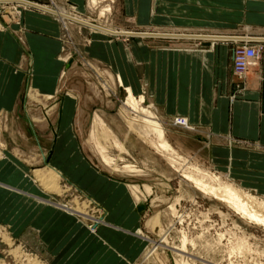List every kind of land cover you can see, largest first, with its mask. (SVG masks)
<instances>
[{
	"label": "crops",
	"instance_id": "obj_1",
	"mask_svg": "<svg viewBox=\"0 0 264 264\" xmlns=\"http://www.w3.org/2000/svg\"><path fill=\"white\" fill-rule=\"evenodd\" d=\"M31 1L55 10L75 6L72 9L82 16L91 9L90 0ZM183 1L184 12L194 6L191 3L194 1L200 4L199 12L205 15H201L198 20L188 17L182 19L184 26H191L193 29L180 27L168 31L213 35L181 39L191 43L210 44L211 47L181 49L180 59L176 51L171 52L166 59L167 69L160 67L159 60L155 81L149 82L147 75H141L140 78L137 69L146 62L144 46L135 47L136 53L132 52L122 34H114L117 36L114 39L110 36L112 34L88 27L85 52L91 58L107 62L113 69L111 73L116 74L123 87L130 88L134 95H142L144 99L150 95L153 101H149L153 103L154 111L162 107L168 115L177 112L175 115L185 116L191 125L201 127L200 134L194 136L199 141L200 148L208 140L203 135L208 130L213 138L237 137L264 144V0ZM0 3L22 6L17 9L21 12L19 22L10 19L7 14L0 15V109L23 108L25 92L27 95L29 92H37L41 97L55 96L54 101L49 104H55L57 108L61 105L59 130L71 129L72 134L67 135L63 145L60 141L64 137L61 140L60 137L55 139L47 161L60 171L61 178L98 202L105 211L104 221L97 224L96 232H91L76 213L67 212L51 203L58 202L52 198L54 190L44 187L33 177V168L30 171L31 165L19 154V151H24L26 157H31L28 151L33 146L22 147L18 144L7 150L0 159V226L5 227L10 236L38 254L47 264H120L124 257L135 256L144 246L145 242L138 234L141 230L142 208L122 179L93 165L88 156L77 147V137L72 127L77 102L80 100L77 101L74 94H67L61 86V71L68 65L69 52L65 49L64 27L60 16L15 0H0ZM107 4L110 5L109 2L100 4L99 9ZM135 4L138 9L134 8ZM155 4L159 5V1L124 0L123 11L146 14L151 9V18L155 19ZM173 11L178 12L175 9ZM86 18L97 21L91 17ZM167 18V24L174 23L177 19L172 15ZM104 24L118 31L128 30L122 26ZM241 36L253 37L252 43L261 48L256 62L245 74L243 94L232 97L230 94L235 87L236 76L229 74V69H232L229 66L232 63L231 47L233 40ZM145 83L150 84L147 86L150 90H144ZM59 92L63 94L57 102L55 99ZM28 106L27 103L25 107ZM174 143L181 148L178 138ZM220 144L212 146V160L228 164L230 169L241 170L234 171L235 173L248 175L246 170L235 167L247 168L244 166L264 164L262 152ZM39 155L40 159L41 154ZM254 174L250 177L255 176ZM251 179L264 182L261 178ZM2 246L0 242V254Z\"/></svg>",
	"mask_w": 264,
	"mask_h": 264
},
{
	"label": "rangeland",
	"instance_id": "obj_2",
	"mask_svg": "<svg viewBox=\"0 0 264 264\" xmlns=\"http://www.w3.org/2000/svg\"><path fill=\"white\" fill-rule=\"evenodd\" d=\"M98 1L101 2L98 3ZM156 1H159V5L155 4L156 8L153 13L157 16L155 19L151 18L153 16L151 9L146 14L125 13L123 11L124 0H95V2L90 0L91 9H88L83 15L97 20L94 22L82 16L80 12H75L73 10L76 8L75 6H72L73 9L66 10L105 27H110V25L104 24L109 23L118 27L122 26L128 29L125 30L128 32L143 31L168 34L185 33L184 31H168V29L177 30L180 27L193 29L191 26H184L182 20L184 17L198 20L201 15H205L199 12L198 5L200 4L194 1L191 3L195 7L190 6L188 12L183 10V0ZM106 2L110 3V5L107 4L110 10L99 17L98 12L104 7L99 9L100 4ZM18 7L22 6L0 3V15L7 14L13 21L19 22L21 21V12L17 10ZM134 8L138 9L139 7L135 4ZM174 9L178 12H174ZM169 15L177 18L174 23L167 24ZM61 22L64 27L65 49L69 52L68 65L61 71V86L67 94H74L77 101L80 100L77 102L78 107L74 114L72 127L73 133L77 137V147L88 156L93 165L122 179L135 201L139 202L142 208L141 230L138 234L145 242L144 246L135 256L124 257L120 264H264V224L246 219L224 201L199 190L179 170L170 166L165 155L155 151L149 142L152 136L145 140L140 137L135 128H131V125L128 124L129 122L135 127L133 119L136 117L125 105L126 93L119 87L118 76L111 73L113 69L107 62L91 58L85 52L84 42L89 28L77 22H64L63 20ZM110 36L114 39L117 37L114 34ZM123 40L132 52H135V47L144 46L143 54L146 62L139 65L137 69L140 78H142L141 75L145 77L147 75L149 82L150 80L155 81L157 78L159 60L160 67L167 69L166 59L171 52L176 51L180 59L181 49L211 47L210 44L191 43L175 38L149 40L137 34H126ZM256 47L258 50L261 48ZM133 57L135 56L133 55ZM228 63L230 64V61ZM229 66L232 68L229 69V74L232 73L236 76L235 87L232 88L233 92L231 91L230 95L237 97V95L243 94L244 78L240 80L234 73L233 61ZM148 85L150 86L148 83L144 84L145 91L150 90L147 88ZM61 94L63 93L59 92L56 95L57 102H59ZM49 96L41 97L37 92H29L27 95L25 92L23 108L0 109V159L4 157L7 150L12 149L15 145L33 146V149L31 147V150L28 149L29 151L25 149L31 157H26L27 154L24 151H19V154L25 157L27 160L25 162L31 165L30 171L33 168V177L40 181L44 187L54 190L52 198L59 203L53 201L51 203L67 212L76 213L91 232H96L97 224L102 223L100 219L105 216V211L98 202L64 178L55 179L54 183L48 186L34 174L35 168L42 169L40 167L49 166L47 155L53 148L55 139L60 137L61 140L64 137L60 141V144L63 145L66 143L67 135L72 134L71 129L64 131L60 128L59 130L58 120L61 116V105L59 108L55 107V104L50 106L49 102L54 101L55 96ZM139 96L135 95L137 99ZM149 100L153 101L150 95H147L143 105L148 109L151 108L149 110L155 113L173 148L187 159V166L196 165L209 175L219 178L221 183L233 185L241 193L264 200V182L251 179H264V172L247 169L264 170L263 163L252 167L244 166L247 168L235 167V169L246 170L248 175H245L235 173L234 171L241 170L230 169L228 164L216 162L211 158L212 146L216 144L222 143L225 146L245 148L262 153H264V144H258L257 141L241 140L237 137L215 138L214 136L213 138V134L208 133V130L203 134L208 140L200 148L201 145L194 139V136L200 134L201 127L196 124L191 125L184 115H182L184 117L175 115L177 112L168 115L162 107H158V112L154 111L153 103H150ZM27 103L29 104L28 108L25 107ZM95 113L101 116L126 150L125 153H122L115 148L108 147V156L114 158L119 167L131 164L139 170V173L128 174L122 169L115 171L114 168L104 164L100 155L87 142ZM208 129L210 128L208 127ZM177 138L181 148L174 143ZM39 154H41L40 159ZM251 174L255 176L250 177ZM132 185L136 186V193L131 190ZM0 242L3 245L0 264H27L28 258L35 257L43 264H47L38 254L27 249L23 243L10 236L3 226H0Z\"/></svg>",
	"mask_w": 264,
	"mask_h": 264
},
{
	"label": "bare ground",
	"instance_id": "obj_3",
	"mask_svg": "<svg viewBox=\"0 0 264 264\" xmlns=\"http://www.w3.org/2000/svg\"><path fill=\"white\" fill-rule=\"evenodd\" d=\"M15 1L18 3L24 2L27 4H32L24 0H15ZM32 5L37 6L43 10L58 14L60 16L59 17L60 20H63L64 22L65 21L77 22L80 24H84L95 31H100L106 34H116V35L122 34L124 36H126V34L127 35L131 34L128 31H124L121 29L117 31L110 27H105L102 25L92 23L88 19H84L81 16L76 15L71 11L69 12L64 8H57L55 10L47 6H42V5L40 6L35 4ZM108 10H110L109 5L104 6L99 12V17H102L105 14V12H107ZM134 34L143 37H153L152 35H156L157 37L170 38V39L172 38L198 39L205 37V36H193L190 35V33H183V32H179V34H174L172 36H168L169 34L157 35L151 33L148 34L134 33ZM247 38H243L241 36L240 38L237 39L239 40V39H247ZM252 38H250V40H253ZM237 39L235 38V40ZM118 82H119V87H121L126 93L125 105L128 108H130V110L135 114L136 117L133 119L134 124L136 125L135 127L129 122L128 124L131 125L130 126L131 128L132 127L135 128V130L137 131L140 137H142L145 140L152 136L149 142L151 143V146L155 149V151H158V153L165 155L170 166H172L176 170H179L183 174V176L191 180L199 190H201L205 194H209L211 196H214L215 198H218V200L220 199L221 201H224L227 205L232 207L234 210H236L246 219L256 223L264 224L263 199H258L254 196L241 193L233 185L221 183L219 178L209 175L208 173H206L204 170H202L196 165L187 166L188 164L187 159L183 155L179 154L173 148V146L171 145L170 141L166 136L163 125L158 120L155 113L149 110L151 108L148 109L143 105L144 96L140 95L137 99L133 94V92L130 90V88L123 87L122 82L120 81L119 78H118ZM87 142L90 143L94 148V150L100 155V158L104 162V164L114 168L115 171L116 170L120 171L122 169V171L128 174L139 173V170H137L136 167H134L131 164H124L123 166L119 167L116 164L115 159L108 156V152H107L108 147L115 148L122 153H125L126 150L123 148L116 134L105 124L104 120L97 113L94 114V117L92 119V124L89 129ZM102 142L107 145H104ZM44 169L45 167L42 169H35L34 174L36 175V177L41 179L44 184L48 186L54 183L55 179L61 177L60 171L57 168H55L51 163L49 164V167L46 168V170ZM131 188H132L131 190H133L134 193H136L135 192V190L137 189L136 186L132 185ZM145 189H147L146 186ZM102 220L103 219H100V222H102ZM27 264H43V263L38 259H36L35 257V258H28ZM182 264H187V263H182Z\"/></svg>",
	"mask_w": 264,
	"mask_h": 264
},
{
	"label": "built area",
	"instance_id": "obj_4",
	"mask_svg": "<svg viewBox=\"0 0 264 264\" xmlns=\"http://www.w3.org/2000/svg\"><path fill=\"white\" fill-rule=\"evenodd\" d=\"M234 73L241 80L258 58L259 50L250 38L233 40L231 47Z\"/></svg>",
	"mask_w": 264,
	"mask_h": 264
},
{
	"label": "water",
	"instance_id": "obj_5",
	"mask_svg": "<svg viewBox=\"0 0 264 264\" xmlns=\"http://www.w3.org/2000/svg\"><path fill=\"white\" fill-rule=\"evenodd\" d=\"M24 1H27V2H29V3H32V4H35V5H40V4H37V2H33V1H31V0H24ZM41 6V5H40ZM55 11V10H54ZM126 33V32H125ZM129 33H131V34H134V33H138V34H148V32H143V31H138V32H129ZM151 34H157V35H161V34H168V33H158V32H156V33H151ZM172 35H174V34H169L168 36H172ZM190 35H193V36H213V35H199V34H190ZM248 38H250V37H248Z\"/></svg>",
	"mask_w": 264,
	"mask_h": 264
}]
</instances>
